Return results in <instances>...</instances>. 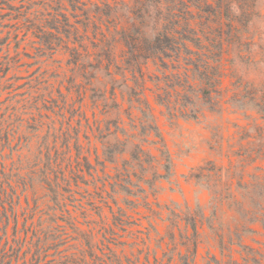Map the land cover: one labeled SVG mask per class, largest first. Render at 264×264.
<instances>
[{"label":"rangeland","instance_id":"obj_1","mask_svg":"<svg viewBox=\"0 0 264 264\" xmlns=\"http://www.w3.org/2000/svg\"><path fill=\"white\" fill-rule=\"evenodd\" d=\"M59 1L0 3V194L13 197L18 215L10 220L11 243L18 227L16 239L24 245L22 252L27 250L24 258V253H14L12 264H36L35 256L42 258L39 264L58 259L54 249L42 256L35 250L36 232L42 237L57 234L58 227L69 241L63 246L64 259L78 255L86 243L76 226L81 232L92 230L93 242L101 247L109 239L120 250L113 242L123 235L128 253L142 250L144 256L150 251L152 260L154 255H173L176 264L188 246L182 237L186 222L179 219L174 226L177 244H172L173 211L182 217L188 207L202 210L206 218L213 214L211 190L191 174L208 173L206 168L214 164L223 173L230 169L226 174L233 173L237 184L240 178L248 182L251 175L264 173V158L249 157L251 152L264 154V118L257 106L264 107V0L255 1L249 21L242 12L248 0L234 2L233 16L195 14L193 23L207 22L197 26L205 30V45L216 49L221 41L223 46L217 67L223 78L217 88L192 77L184 50L178 57L171 52L165 67L151 59L143 65V75L133 69L120 32L133 22L128 7L135 0H81L76 11L65 1L68 10L61 11L79 27L71 32L49 28L58 26L53 15ZM108 11L109 16L104 14ZM155 17V11L148 17L144 36L149 41L158 33ZM140 98L148 100L152 112ZM80 144L88 160L76 171L64 159L76 160ZM136 144L148 153L144 163L134 157ZM168 155L170 168L165 167ZM61 167L70 184L60 180L63 208L57 206V188L45 182L46 175L60 179ZM233 215V209L221 207L215 224L232 225ZM252 226L259 232L246 234L244 241L264 250V227ZM199 232L193 264H206L213 255L222 259L206 219ZM54 243L49 239L47 245Z\"/></svg>","mask_w":264,"mask_h":264},{"label":"trees","instance_id":"obj_2","mask_svg":"<svg viewBox=\"0 0 264 264\" xmlns=\"http://www.w3.org/2000/svg\"><path fill=\"white\" fill-rule=\"evenodd\" d=\"M11 1L13 0H0V3L13 6L9 3ZM65 1L71 2L72 9L75 11L80 10L81 8L79 5L83 3L81 0H60V8L57 10L56 15H53V19L58 22V26L49 28H56L57 30L64 28L69 32H71L72 29L79 31V27L70 24L69 17L64 11H61L62 9L68 10ZM188 1L190 3L185 0H135V3L128 7L130 13H132L133 22L129 27L121 30L120 38L127 47L126 55H131L133 69H137L142 75L143 65L148 64L151 59L160 61L161 66L165 67V59L172 56L171 52H174L178 57L181 51L184 50L190 55L189 64L191 67H188L187 71L192 72V77L199 80L203 85H207L210 88H217V86L222 83L223 78V73L217 70V67H219L218 64L221 63L223 46L221 45V41L214 47L216 49H211L209 45H205V30L198 29L197 26L200 25L203 28L207 22L202 21L200 23H193V21L195 20L194 18L197 12L202 14L200 15L201 18L208 13L217 18H221L224 14L233 16L234 2L236 0ZM255 1L256 0H248L249 4H246V2V8L243 7L242 12L247 17V21L250 19L249 17L252 13ZM105 6L108 8L111 7L108 2H105ZM193 7L197 10H194ZM59 11L61 12L60 14L58 13ZM153 11L156 12L153 29L157 30L158 33L154 40L149 41L145 38L144 34L149 24L148 17H150V13ZM104 14L109 16L110 12L108 11ZM60 15L65 19L61 20L59 17ZM188 43L194 44L198 51L195 52L190 49ZM217 49L218 51H216ZM214 63H217L216 67ZM190 76L191 75L188 73L186 74V77ZM140 101L141 104H144V106L152 112L151 105L147 99L143 101L140 98ZM257 106H259V112L263 114L262 118H264V107L260 105ZM145 107L141 106L140 111L147 117L145 115ZM149 127L153 129V125H149ZM156 137L163 140L161 133L157 130ZM155 143H159V141ZM162 146H165V144H162ZM159 150H162V148H159ZM135 151L134 157L141 163H144L145 159L142 157L148 155L147 151L141 144H136ZM249 157L255 161L258 158H264V154L258 153L255 155V153L251 152ZM66 160L72 170L82 171V161H87L88 158L83 155V146L80 144L78 145L76 160H72L71 157L64 159V161ZM49 162L52 163L53 159H49ZM166 162L165 167L170 168L172 166V161L169 155L166 158ZM48 169H51V167ZM256 169L263 170L261 167H256ZM206 170L208 173L204 174L200 172L199 174H191V177L196 178L199 183L204 181V183L201 184L211 190L213 214L206 218L202 210H192L188 207L187 212L184 217H182L181 214L173 211V230L170 234L172 244H177L174 226H178L177 223L179 220H184L186 222V234L182 235L185 240L183 244L188 246L187 253H179V261L176 264L194 263L197 255L198 240L201 235L199 228L204 226L205 219L208 222L209 229L215 233L219 240V247L221 255L223 256L222 259H219L216 255L209 256L206 264H264V250L260 247L247 244L244 241L246 234H255L259 232L255 226H252L253 224H261L264 227V173L261 172L251 175V180L248 182H243L242 178H240L237 180V184H234V174H226L230 169L226 173H223L222 167L218 168L216 165L212 164V167L206 168ZM60 173L63 175L60 179L57 177L56 181L46 175L45 182L57 188V190H55L57 195L56 201L58 202L57 206L63 208L65 206L64 193H59L58 190L61 187L60 180L62 182H68L69 184V178H65L63 167H61ZM234 187L242 188L244 191L236 193L233 189ZM63 190L65 192H70L67 188H63ZM3 196L4 194H0V231L2 232V234H0V264H12L14 253L17 252L18 256L24 253V258L27 250L22 252L24 245L21 244L19 239H16L19 231L18 227L14 229L13 243H11L8 235L10 220L12 218L18 220V215L14 211V203L12 204L13 197L9 198L8 195L6 197ZM7 203L11 204L9 205L10 208L6 206ZM224 206L234 211V215L232 216L233 224L225 228L224 225L219 227L215 224L217 210ZM121 216H123V214H121ZM190 228L193 230L192 234L188 233ZM56 231L57 234L50 232L44 233L43 237L37 231L35 235L38 237L39 242L35 244L36 255L42 256L43 252L54 249L57 254L56 257H59L58 259L49 260L47 264H172L174 261L173 255L167 258L154 255V260H152L150 258V251L144 256H142V250H138L137 254L135 252L128 253L126 247L129 243L123 239V235H119L115 239L116 242H113L116 248H121L120 250L115 249V247L110 244L112 241L109 239V244H104V247H101L98 243L93 242L92 230L81 232L78 231L77 226L75 232L78 234L79 238L85 240L86 244L78 255L66 257L64 259L63 252L65 248H63V246L69 241L67 237H63V235L66 234L65 229L58 227ZM112 235V238H114L115 231L112 232ZM49 239L54 240L55 243L47 245ZM74 239H78V237ZM42 242H44V245H41ZM191 244L193 245L192 250L190 247ZM236 254L239 256L237 257ZM44 256L47 257L48 255ZM166 256L165 254V257ZM34 260L36 264L42 262L41 257L39 259L35 256Z\"/></svg>","mask_w":264,"mask_h":264}]
</instances>
